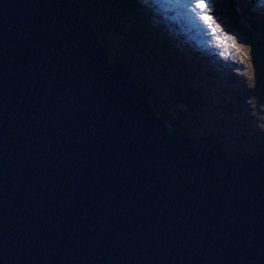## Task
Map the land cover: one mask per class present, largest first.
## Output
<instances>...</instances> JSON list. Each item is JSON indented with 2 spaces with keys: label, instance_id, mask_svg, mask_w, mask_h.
<instances>
[{
  "label": "water",
  "instance_id": "water-1",
  "mask_svg": "<svg viewBox=\"0 0 264 264\" xmlns=\"http://www.w3.org/2000/svg\"><path fill=\"white\" fill-rule=\"evenodd\" d=\"M77 0H0V264H264V156L172 134Z\"/></svg>",
  "mask_w": 264,
  "mask_h": 264
},
{
  "label": "rangeland",
  "instance_id": "rangeland-1",
  "mask_svg": "<svg viewBox=\"0 0 264 264\" xmlns=\"http://www.w3.org/2000/svg\"><path fill=\"white\" fill-rule=\"evenodd\" d=\"M254 1L257 12L264 15V0ZM175 2L171 0L162 8L142 7L144 15L154 21L155 35L169 43L171 51H164L163 55L181 64L163 70L162 55L149 59L116 36L107 39L109 47L138 76L150 79L152 93L159 98L165 113L178 112L192 137L213 141L231 154L245 152L252 156L264 151V92L259 87L260 72L247 40L213 13L212 0L206 3L214 32L199 19V12L193 14L188 6L190 0H179L185 7H176ZM245 3L241 0L240 7L244 6L248 15ZM256 24L262 26L261 22ZM151 38L156 39L154 34L143 39L147 49ZM175 40L183 44L180 53H176ZM179 87L200 93L196 94L201 105L196 102L193 109L182 105L177 94Z\"/></svg>",
  "mask_w": 264,
  "mask_h": 264
},
{
  "label": "trees",
  "instance_id": "trees-1",
  "mask_svg": "<svg viewBox=\"0 0 264 264\" xmlns=\"http://www.w3.org/2000/svg\"><path fill=\"white\" fill-rule=\"evenodd\" d=\"M82 6L83 19L95 30L96 35L100 41L107 47L106 52L109 55L110 61L113 64L121 65L125 71H127L132 80L139 87H147L150 90V79L142 78L136 74L135 70L125 64L116 53L109 47L107 39L109 36H116L124 42L130 43L134 47L140 49L146 57L154 59L155 57L162 55L164 57L162 68L164 70L177 66V62L167 59L163 55L164 51H171L169 49V43L165 39H159L156 36L152 26L153 20H149L144 14V11L140 0H77ZM214 4L213 13L225 23L229 24L233 30L240 32L249 44L250 55L253 59L256 68L260 72L259 87L263 88L264 92V15L257 12V7L252 0H246V10L249 12V16L246 15L244 6L240 7L241 0H212ZM250 7L247 9V7ZM248 16V17H247ZM257 22H261L256 24ZM151 34H154L155 40L151 38L150 48H146V44L143 39H147ZM257 37V38H256ZM143 42V44H142ZM145 45V46H144ZM180 48L177 44L176 53L180 52ZM156 51V52H155ZM261 84V85H260ZM258 88V87H257ZM256 88V89H257ZM255 89V90H256ZM198 93V92H196ZM196 93H192L187 88H178V99L182 105L188 109L194 108L196 102L201 105L200 98ZM200 95V93H198ZM150 103L153 109L159 114L160 118L167 125V129L172 134L188 135L195 143L196 146L202 147H214L218 146L215 142H203L192 137L190 130L182 124V118L179 113H173L169 115L165 113L161 107V102L153 93L149 96ZM224 148V147H221ZM229 156L230 152L223 150ZM237 155L249 156L247 153L242 152ZM255 155L264 156V151L258 152ZM233 156V155H232Z\"/></svg>",
  "mask_w": 264,
  "mask_h": 264
},
{
  "label": "snow or ice",
  "instance_id": "snow-or-ice-1",
  "mask_svg": "<svg viewBox=\"0 0 264 264\" xmlns=\"http://www.w3.org/2000/svg\"><path fill=\"white\" fill-rule=\"evenodd\" d=\"M140 3L142 6L162 8L166 6V4L171 3V0H151V3L150 0H140ZM175 6L185 7L186 5L180 3L179 0H176ZM188 6L190 7V10L193 12V14L199 12L200 13L199 19L205 22L210 30H212L213 32L215 31V28H213L211 24V15L206 0H190Z\"/></svg>",
  "mask_w": 264,
  "mask_h": 264
},
{
  "label": "bare ground",
  "instance_id": "bare-ground-1",
  "mask_svg": "<svg viewBox=\"0 0 264 264\" xmlns=\"http://www.w3.org/2000/svg\"><path fill=\"white\" fill-rule=\"evenodd\" d=\"M91 28H92V30H93V32L95 33V30H94V28L92 27V25H90V24H88ZM99 41H100V39H99ZM101 42V41H100ZM102 43V42H101ZM103 44V43H102ZM104 45V44H103ZM149 89V88H148ZM149 91H150V93L152 94V90H150L149 89ZM187 135V134H186ZM232 156V155H231Z\"/></svg>",
  "mask_w": 264,
  "mask_h": 264
}]
</instances>
